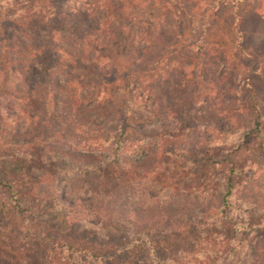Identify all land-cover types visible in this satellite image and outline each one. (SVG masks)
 <instances>
[{"label": "rangeland", "instance_id": "1", "mask_svg": "<svg viewBox=\"0 0 264 264\" xmlns=\"http://www.w3.org/2000/svg\"><path fill=\"white\" fill-rule=\"evenodd\" d=\"M8 1L0 0V20L9 15ZM114 1L118 5L116 38L106 50L110 63L103 64L110 76L101 78L105 106L99 115L95 113L99 117L95 116L90 134L102 132L100 153L115 165L140 166L141 172L142 166H151L153 156H158L168 164L166 175L173 177L175 190L149 189L148 178L139 177L128 184L125 195V215L131 221L118 232L108 233L97 218L75 222L67 214L65 201L76 193L81 196L90 183L78 185L76 174L65 173L69 169L66 161L54 156L56 161L49 166L48 156L45 161L37 158L40 151L56 155L64 147L59 140L60 125L41 117L43 127L37 130L23 120L12 134L0 122V168L4 170V161L25 155V170L31 175L19 182L40 181L42 191L54 186L58 195L53 203L40 198L39 191H25L21 204L28 211L20 213L11 210L14 203L0 187V230L19 241L24 236L39 241L42 233L34 224L43 223L70 238L109 246L113 264H176L191 250L192 237H181L182 250L175 251L154 249L150 240L161 238L177 223L196 233L207 203H217L216 196L203 202L183 190L195 178L182 179V162L199 177L209 172L217 181L222 178L221 167L214 162L237 149L236 186L229 203L230 216L243 231L238 233L235 255L218 264H249L253 248L264 241V0ZM53 28L40 33V40L47 54L60 56L59 49L68 50L69 40ZM155 31L162 34L161 62L150 65L135 54L145 47L144 36ZM65 97L60 95L58 108ZM137 98L143 102V111L130 110ZM256 114L260 115V131L255 129ZM106 115L115 118L113 124L103 122ZM82 146L78 149L86 150L92 143ZM173 166L178 169L174 171ZM50 257L49 264H108L68 257L58 250Z\"/></svg>", "mask_w": 264, "mask_h": 264}, {"label": "trees", "instance_id": "2", "mask_svg": "<svg viewBox=\"0 0 264 264\" xmlns=\"http://www.w3.org/2000/svg\"><path fill=\"white\" fill-rule=\"evenodd\" d=\"M6 6L9 15L0 20L2 127L6 133L14 134L17 133L21 121L25 120L39 130L43 127L41 117L60 125L59 140H62L61 146L64 147L59 149L60 152L56 155L51 151H40L37 158L45 161L48 156L49 166L56 159L66 161L69 165L66 174H76L78 185L90 183L81 196L76 193L65 201L67 214L72 215L75 222L97 218L104 222L108 233L118 232L131 221L130 217L125 215V195L130 182L139 177L148 178L151 185L149 189H159L158 192L165 191L166 188L173 191L176 186L173 177L166 175L170 172L168 164L158 159V156H153L151 166H142L144 169L141 172L140 166L128 168L126 163L115 165L106 161V157L100 153L102 132L99 130L95 136L90 134V126L96 122L95 113L99 115L105 106L106 95L102 92L101 78L110 76V69L103 64L110 63L106 50L116 38L118 5L114 0H10ZM49 27H55L61 37H68V50L59 49L60 56L47 54L40 40V33ZM161 36L162 34L156 31L144 36L142 41L145 47L135 55L148 60L150 65L161 62L158 53ZM29 58H32V61L26 62ZM166 69L169 72L168 66ZM95 74H99L98 78H95ZM62 93L66 97L58 108L56 102L61 101ZM158 101L157 99L155 102L156 106ZM252 109L257 111L255 106ZM130 110L143 111V102L137 98L131 103ZM120 115L122 114L117 117ZM106 117L104 123L105 120L114 123L115 118L107 115ZM150 117L156 116L150 114ZM259 120L260 115L256 114L254 124L257 131H260ZM71 143H76V146L71 147ZM89 143H92V146H87L90 148L78 149V146L83 145L84 148V145ZM239 153L236 149L226 158L214 162V165L221 167L219 170L222 178L217 181L215 175L209 172L199 177L192 168L186 166V161L182 162V179H187L188 176L195 178V182L183 186V190L194 193V197L202 198L203 202H208L216 196L217 203L215 206L207 203L199 231L195 233L193 228L177 223L161 238L150 240L154 249L182 250L181 237L189 235L192 237L191 250L184 253L176 264H218L226 257L235 255L238 233L242 232L243 228L230 216L232 206L229 201L236 186L235 174ZM153 154L157 153L154 151ZM23 156L21 159L4 161V170L2 166L0 168V187L7 199L14 203L11 210L20 213L28 211L23 210L21 204L25 191L30 194L39 191L40 198L56 203L58 195L54 186H50L49 191H42L40 181L28 182V186L23 184L31 175L30 170H25L28 157ZM174 166L171 168L176 171L178 168ZM206 167L208 166L203 170ZM8 173L18 179L15 180ZM89 174L93 177L89 178ZM19 179H22L23 183H20ZM84 196L88 198L84 200ZM34 225L39 228L37 231L42 233V240L24 236L19 241L17 237L8 236L0 230V264H17V260L26 261L25 264H49L53 250H58L68 257L78 256L93 262L113 264L115 261L108 253L111 249L109 246L70 238L43 223ZM41 242H46V245L42 246ZM253 249L249 264H264V241ZM127 252L130 253V250L127 249Z\"/></svg>", "mask_w": 264, "mask_h": 264}]
</instances>
